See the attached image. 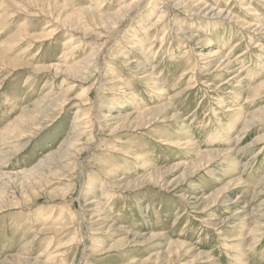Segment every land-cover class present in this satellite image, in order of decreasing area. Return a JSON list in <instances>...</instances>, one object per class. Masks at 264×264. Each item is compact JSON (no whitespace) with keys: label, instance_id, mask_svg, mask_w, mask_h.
<instances>
[{"label":"rangeland","instance_id":"obj_1","mask_svg":"<svg viewBox=\"0 0 264 264\" xmlns=\"http://www.w3.org/2000/svg\"><path fill=\"white\" fill-rule=\"evenodd\" d=\"M133 1L17 0L0 23V264H264V87L246 99L264 79V1L142 0L119 31L100 27ZM155 108L142 127L110 119ZM70 142L85 149L74 162ZM217 149L232 157L197 169L196 152Z\"/></svg>","mask_w":264,"mask_h":264},{"label":"bare ground","instance_id":"obj_2","mask_svg":"<svg viewBox=\"0 0 264 264\" xmlns=\"http://www.w3.org/2000/svg\"><path fill=\"white\" fill-rule=\"evenodd\" d=\"M16 1L17 0H1V4H2V6H3V12H0V23H3V21H5V20H7L11 15H13L14 13H15V9L17 8V4H16ZM21 1H23V2H26V3H28V4H32V3H35V2H37L38 0H21ZM42 2H46V1H48V0H41ZM152 1V0H151ZM214 1V0H213ZM261 1H264V0H261ZM186 2H190V0H180V2H178V5H181V6H183V5H185V3ZM141 4H142V0H134L133 2H131L130 4H128L127 6H124V7H122V8H120L119 10H117L115 13H113V14H111V15H109V17H107V18H105L104 19V21H105V23H104V25H101L100 27H104V29H108V28H111V29H113V30H117V31H119L120 29H121V26H122V23L123 22H125V20H127L128 19V17H131V16H134V15H136L137 13L139 14V10H141L140 9V6H141ZM244 6H246V8H247V10L248 11H250V13H249V16L250 17H256V16H258V14H257V11L256 10H254V9H252V7H250V5L249 4H245ZM142 7H144V6H142ZM6 8H10V12H7L6 11ZM209 9V8H208ZM87 11L89 10V9H86ZM91 10V9H90ZM88 11V12H85L86 14H90L91 13V11ZM203 10H206V9H203ZM209 10H211L210 11V13H212L214 16H216V17H218V16H223V17H225V18H227L228 20H230V16H231V12L229 11V10H219V9H217V10H215V9H209ZM204 12V11H203ZM85 16V14L84 13H81V12H79V11H76L75 12V14L69 19V21H63L62 22V24H67L68 22H70V21H74L75 19H82L84 16ZM96 15L97 14H95V15H93V17L91 18V22H93V23H91V25H93L94 26V20H95V17H96ZM138 16V15H137ZM99 18H101V17H99ZM164 19H165V13L163 14H160V16L159 17H157L156 18V20L154 21L155 22V27H154V29L153 30H158L160 27H162V25H163V21H164ZM57 20H59V19H57ZM100 20H103L102 18L100 19ZM95 25H97V24H95ZM246 26V25H245ZM248 27H250V26H247V28ZM78 29V28H77ZM101 30V29H100ZM254 31H264V28L259 24V23H257V24H255V28H254ZM49 32V31H48ZM71 32H72V30H71ZM74 33V32H73ZM50 34V33H49ZM52 34V33H51ZM85 35H87L86 34V32H85ZM49 38V37H48ZM191 39V38H190ZM72 40V39H71ZM162 42H163V40H162ZM67 43V42H66ZM68 43H70V45H69V48H71V47H73V43H76V42H74V41H70V42H68ZM209 45L210 46H214L213 45V43H212V41H209ZM208 45V46H209ZM77 46V45H76ZM71 52V50L69 51V49H68V52L66 51L65 53H70ZM74 52V51H73ZM72 52V53H73ZM230 52L231 51H229L228 53L230 54ZM139 54H140V57H142L143 56V54L144 55H146V56H149V53H144L143 52V49H141V50H139ZM63 55L65 56L66 54H64L63 53ZM62 55V56H63ZM220 55V53L219 52H217V50L216 49H211V50H209V52H207L205 55H202V58H203V61L204 62H207L209 59H211V58H213V57H216V56H219ZM94 54L92 53V51H91V53L90 54H88V56L86 57V58H84L83 60H81V61H79V62H77L76 64H73L72 66H70V65H56L55 67H54V73H53V75H58L59 73H62L61 72V68H65L66 69V71H69V72H71V71H74V70H77V72H78V70L80 69V68H83V67H85V66H89L91 63H92V60L94 59ZM64 58V57H63ZM66 58V57H65ZM63 62H65V61H63ZM90 63V64H89ZM89 64V65H88ZM232 63H231V59H230V56H228V55H223V62L219 65V67L218 68H226L227 66H229V65H231ZM136 67H140V68H142V67H144V66H141V64H140V62L139 63H137V65H136ZM135 67V68H136ZM153 67H155V66H153ZM145 69V68H144ZM144 69H142V70H140V71H142V72H145L144 71ZM216 70V69H215ZM154 70L151 68V71L150 72H152V73H154L153 72ZM150 74V73H149ZM238 77V76H237ZM235 78V76H233V77H231L230 79H228L227 81H229V83H231L230 81H238L237 83H239V82H242V78L239 76V79L238 78ZM224 84H226V82H224ZM224 84H222V85H224ZM233 84V83H232ZM262 87H264V79L262 80V81H260V85H258L257 87H255L254 89L253 88H250L249 90H247V100H250L252 97H251V94H254V93H259V90H261V88ZM234 88H237V86L235 85V87ZM233 94H235V95H239V94H241V88L240 89H237L236 91H234V93ZM58 100H59V98H58ZM114 101V100H113ZM53 102H55V99L53 100ZM115 102V101H114ZM117 104H118V102H117ZM118 106V105H117ZM234 112H237L236 111V109L234 110ZM156 113H158L157 112V109L155 108V109H151V110H149V111H143V112H141V111H137L136 113H134V114H123V117H119V116H117V117H111V115H106L105 116V118H110L111 120L112 119H115V118H119V119H122V124L121 125H119L117 128H115V131H119V130H123V129H130L132 126H134V127H142V126H145V125H147V124H149V123H151L152 122V120H154V119H156V117H157V114ZM175 117H177V116H175ZM139 120H142L140 123L138 122ZM253 123H251V125H252ZM250 125V126H251ZM77 126V125H76ZM244 126V128L242 129V130H246L247 128H249L250 126H249V124H248V122L245 124V125H243ZM86 127V126H85ZM81 130H83V127H81L79 130H77L76 132L77 133H79V131H81ZM84 134H85V128H84ZM264 137V135L262 134V136H259V139L257 140V141H262L261 139ZM12 138V137H11ZM192 140H186V141H182V142H184V145L185 146H192V147H196L195 146V144L193 143V142H191ZM87 142H90V140L89 139H87V140H85V142L84 143H87ZM177 142V144H179V143H181L179 140L178 141H176ZM257 143V142H256ZM63 144H65L64 142H63ZM68 144V143H67ZM74 143L73 142H70L69 143V149L67 150V153L65 154V156H63L64 157V160L66 159V160H69V161H71V162H74V160H76L77 159V156H78V154L81 152V151H83V150H85L84 148H81V149H73V147L75 146V145H73ZM72 148V149H71ZM230 149H226V151H219L218 149H217V152H215V151H213V152H211V153H209V152H199V151H197L196 152V157H197V161L199 162L198 163V166H197V169H201L202 167H208V168H210V166L215 162V161H222L223 162V160L225 159H229V158H231L232 156V154L230 153V155L228 154L230 151H229ZM214 153H217V154H214ZM52 154L50 153L49 155H47V158L46 159H48V158H50V156H51ZM46 159L44 160V162L46 161ZM206 160V161H205ZM232 160H234V159H232ZM204 161V162H203ZM43 161H41V163H42ZM192 165V164H191ZM49 166L50 165H48L47 167L49 168ZM68 167V165H66L65 166V169ZM195 168V165H193L192 166V170ZM197 169L195 170V171H197ZM244 172V171H243ZM7 175V174H6ZM49 175V174H48ZM161 175V174H160ZM0 176H5V173L4 172H2V171H0ZM50 176V175H49ZM45 177V173H43V171L41 172V174H40V176L39 177H37V181L38 182H41L42 180H43V178ZM241 180H242V174L239 176V177H237V178H234V179H230V180H228L227 181V186L225 187V188H223V190H219V189H217L218 191H217V196H221L223 193H225V192H227V190H229L231 187H234V185H241L242 183H241ZM37 182V183H38ZM61 193V196H63V197H65V191H61L60 192ZM104 197V196H103ZM102 197V195L100 196H98V199H97V201H96V203H97V205L99 206V209L100 210H103V207H104V204H105V201L103 200V199H101V198H103ZM221 198L222 199H225L226 197H222L221 196ZM55 223H57V220H55ZM56 228H57V226H56ZM54 229V228H53ZM52 229V230H53ZM45 230L46 229H42V230H40V232L42 231V232H45ZM259 229H257V230H252L251 231V233H254V232H256V231H258ZM140 235L141 234H135V237H140ZM254 239V242L257 240V238L256 237H254L253 238ZM252 246V245H251ZM170 247H176L177 249H179V250H181L183 247H184V245H182L181 243H170ZM169 247V248H170ZM25 259V260H24ZM23 260L24 261H21L19 264H23L24 262L25 263H30V264H43L40 260H34L33 262H30L27 258H23ZM156 264H171V262H169V261H163V260H160V258L159 257H157L156 258Z\"/></svg>","mask_w":264,"mask_h":264}]
</instances>
